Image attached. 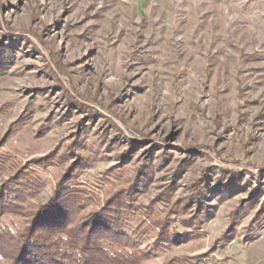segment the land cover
Listing matches in <instances>:
<instances>
[{
	"label": "rangeland",
	"instance_id": "374dc122",
	"mask_svg": "<svg viewBox=\"0 0 264 264\" xmlns=\"http://www.w3.org/2000/svg\"><path fill=\"white\" fill-rule=\"evenodd\" d=\"M19 177L0 225L49 203L139 264H264V0H0V191Z\"/></svg>",
	"mask_w": 264,
	"mask_h": 264
},
{
	"label": "trees",
	"instance_id": "16d2710c",
	"mask_svg": "<svg viewBox=\"0 0 264 264\" xmlns=\"http://www.w3.org/2000/svg\"><path fill=\"white\" fill-rule=\"evenodd\" d=\"M20 178H13L6 191H0V217L7 209L16 212L22 208L23 192H27L36 183L34 180L24 182ZM56 187L58 190L51 197L52 204L58 197L63 199L66 193L59 190L61 182ZM49 205L37 206L32 222L25 228L17 229L14 223L0 225V257H3L1 246L8 248L10 243L16 242V249L20 253L28 248L35 251L33 258H37L36 264H98L100 257L103 258L100 264H139L141 255L136 250H126L119 233L107 227L102 230L90 228L85 232L83 227L72 226L71 214L59 216L61 222L58 223L44 212Z\"/></svg>",
	"mask_w": 264,
	"mask_h": 264
}]
</instances>
